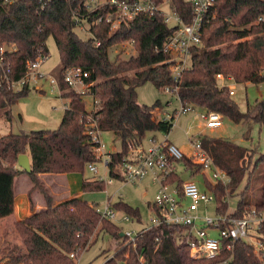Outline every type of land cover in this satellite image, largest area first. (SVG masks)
<instances>
[{
  "label": "trees",
  "instance_id": "obj_1",
  "mask_svg": "<svg viewBox=\"0 0 264 264\" xmlns=\"http://www.w3.org/2000/svg\"><path fill=\"white\" fill-rule=\"evenodd\" d=\"M88 0H51L45 4L38 0H16L0 5V49L5 48V64L12 68L10 78L21 79L27 71V62L40 55H49L47 40L53 37L60 56L61 67L57 78L61 97L69 100L68 108L55 130L8 133L0 136V219L15 213L16 179L27 174L32 187L27 194L33 203L39 193L46 208L36 212L16 226L23 229L27 252L14 245L5 253L6 263L0 264H77L71 253L81 256L95 243L100 234H108L116 242L114 255L104 264H216L217 259L191 255L187 228L161 223L139 231L135 242L112 220L104 218L95 204L81 197H73L58 204L47 184L44 173H81L83 191L105 189L104 180L86 177L89 163L96 161V147L88 130V117L97 122L101 132H112L121 141V149L111 152L109 175L123 180L118 170L124 160L130 159V145L142 146L148 132L170 133L175 117L163 120L156 112L162 110L160 100L152 106L138 101V88L151 82L157 89L178 88L176 96L182 105L193 109L218 112L236 123L256 122L264 126V99L249 105L246 112L227 87H220L217 74L233 76L237 83L264 82V0H216L215 9L202 29V46L194 48L192 65L180 79L172 75L171 55L164 50L167 38L174 28L161 17L139 15L117 30L111 31L105 21V9L89 13L84 7ZM185 22L192 20V6L186 0H173ZM78 9L88 19L91 36L81 39L73 10ZM214 16L212 17V15ZM127 40H134L135 54L123 60H112L109 49ZM99 43V45H98ZM69 67H81L90 72L91 95L99 101L96 111H89L83 96L70 89L63 78ZM30 85L13 89L4 81L0 71V116L12 120V107L28 95ZM215 164L231 177L224 185L205 180L204 189L216 195L223 210L229 207L228 198L240 194L234 216L243 215L250 206L264 208V153L252 162L248 147L231 140L208 135L199 138ZM27 153L32 171L28 173L18 165L20 154ZM185 172L195 176L202 173L200 164L183 158ZM250 167V171H248ZM262 168V193L253 205L247 195L253 174ZM249 173V174H248ZM170 181L182 185L181 173L171 174ZM246 181L241 192L228 194ZM131 218L141 220L139 209L123 201L114 204ZM149 207L159 214L155 203ZM264 231V230H263ZM232 264H260L253 246L244 240L236 243Z\"/></svg>",
  "mask_w": 264,
  "mask_h": 264
},
{
  "label": "built area",
  "instance_id": "obj_2",
  "mask_svg": "<svg viewBox=\"0 0 264 264\" xmlns=\"http://www.w3.org/2000/svg\"><path fill=\"white\" fill-rule=\"evenodd\" d=\"M16 0H0V5L13 3ZM45 4L51 0H38ZM192 6V20L185 22L178 13L173 0H88L84 7L89 13L105 9V15L98 21H105L111 31L117 30L122 24L128 23L139 15L158 16L164 22L174 28L172 34L167 38L164 50L171 55V72L175 80L182 77L183 72L192 65L194 48L202 46V29L204 24L210 19L212 11L215 9L216 0H186ZM214 14L212 15V17ZM73 18L77 27L90 30L88 19L82 16L78 9L73 10ZM264 16H260L257 22H263ZM132 48L134 40H127ZM99 45V43H98ZM5 48L0 49V71L4 81L9 87L20 90L24 85L36 84L39 81L49 80L52 91H58L62 95L59 80L56 76H49L41 71V67L48 55H40L34 60L27 62V71L19 80H12L10 73L12 68L5 64ZM64 80L70 89L81 96H91V87L94 82L89 81L90 72L81 67H69L63 75ZM220 87H227L230 93L234 94L232 89L235 78L225 76L222 73L216 76ZM166 91L176 95L178 88L171 91L169 87ZM62 98V97H61ZM94 99V97H92ZM64 104L68 108L69 100ZM96 104L99 101L95 99ZM193 110L192 106L182 105L174 117ZM201 118L205 121L207 129H215L223 126V115L214 111H200ZM163 120H169L172 115L161 116ZM88 130L93 140L98 143L96 147V160L104 159L107 167L111 161V152L105 151V144L100 139L101 131L98 129L97 122L88 117ZM163 140L159 141L154 136L150 140V147L130 145V159L123 161L118 165V170L123 175V182L138 183L146 178L148 174L152 180L159 184V190L156 195L155 204L159 208V214L153 213L149 227L161 223L184 226L187 228L188 241L191 247V255L198 258L219 259L216 264H232L234 260V248L238 241L244 240L253 246L254 253L258 257L260 264H264V208L257 206L247 207L243 215L234 216L235 212L230 208V198H228L229 207L223 210L216 200V195L209 189H204L194 180H186L182 185L176 181H170L172 173H180L178 167L181 160L185 157L192 160L202 167V173L208 177L204 171H208L213 183H222L228 185L231 183L230 175L217 164L213 158L204 149L199 139L192 141V151L185 153L179 147L172 144L169 140L170 133H164ZM90 171L97 172L98 168L95 161L87 166ZM109 170V167H108ZM110 176V175H109ZM108 183H112L115 178L110 177ZM177 183V186H175ZM228 192V191H227ZM214 204L213 208H210ZM212 210V212H209ZM97 211L102 217L114 221L117 217L110 200L104 209ZM128 215L125 220H130ZM215 232V233H212ZM139 232H127L125 235L133 242ZM71 257L76 255L71 253ZM143 264H149L140 256ZM118 264H124L119 262Z\"/></svg>",
  "mask_w": 264,
  "mask_h": 264
},
{
  "label": "rangeland",
  "instance_id": "obj_3",
  "mask_svg": "<svg viewBox=\"0 0 264 264\" xmlns=\"http://www.w3.org/2000/svg\"><path fill=\"white\" fill-rule=\"evenodd\" d=\"M76 33L81 39H88L91 36L88 27L86 29L77 27ZM46 43L49 49V55L43 63L41 71L44 74H47L48 77H57V73L61 67V56L56 41L52 36L48 38ZM135 53V49L128 43L124 42L109 49V56L112 60H114L116 56L126 60ZM233 86L232 89L235 91L233 98L239 104L240 109L244 112H246L249 105L255 103L256 100L264 99V82L259 84L252 82H235ZM84 99L89 111H96L99 108V105L96 104L95 99L91 96H85ZM158 100L163 104L162 110L158 109L156 112L158 117L165 116L166 114L173 116L181 109V102L175 94L168 92L165 89L159 90L151 82H147L138 88L139 103L152 106ZM67 102V99L59 96L58 91H52L49 80L43 79L36 84H32L28 95L22 97L13 105L12 120L9 121L5 117L0 116V136L8 133L57 129L65 111L64 104ZM200 111L202 110L195 108L175 117L174 126L169 134V140L185 153L188 154L192 151L193 140H197L205 135L228 139L237 144L248 147L253 154V163L260 154L264 153V126H261L256 122L236 123L231 119L224 117L222 127L207 129L205 127V121L199 114ZM154 136L157 140L161 141L165 134L160 131L148 132L142 146L145 148L150 147V140ZM100 139L102 143L105 144L106 152L119 151L121 148L120 139L116 138L112 132H102ZM95 163L98 171L96 173L92 172L87 167L85 175L89 178L97 177L100 180H104L105 189L99 191H86L84 199L95 204L97 209L100 210L104 209L107 202L110 200L111 205L117 214L114 222L121 228V232L127 233L132 231L137 233L149 226L154 215L149 204L155 202L159 190V184L152 180L150 174L138 183H123L119 180H114L112 183H108V180L111 178L104 159L101 161L96 160ZM178 169L184 181L194 180L200 188L204 187L205 180L208 179V177L210 178L208 171H204L208 177L201 173L192 176L185 172L183 163L179 165ZM249 171L250 167L247 172ZM79 175L83 176L81 173H79ZM80 176L75 175V177H71L72 183L70 188L73 189V191H76V188L81 183L79 180ZM64 177L66 176L61 175V179ZM262 178V168H259L253 174L251 184L247 191V195L250 197L253 205L259 201L261 196ZM61 183L63 185L62 188H60L58 183L54 188L57 191L65 193V191H61V189H65V185L63 182ZM245 184L246 181L241 184L238 189H229L227 193H239L244 190ZM30 185L32 186L29 176L27 174H21L18 180V191L23 188L25 189ZM175 186H177V183H175ZM239 199L240 194L231 196L230 208L232 210L236 209ZM119 201H123L133 208L139 209L141 220L139 221L135 218L125 220V217L128 215L124 211L116 209L114 206V204ZM213 207L214 204H211L210 208ZM209 212H212V210H209ZM22 234H24L23 229L20 227L18 228L16 224L15 226L0 224V260L2 263L8 261V259L4 258L5 253L14 245L20 246L22 252H27V245ZM115 248L116 242L111 239L108 234L102 233L88 250H86L81 256H76L75 259L77 264H104L106 259L114 255Z\"/></svg>",
  "mask_w": 264,
  "mask_h": 264
},
{
  "label": "crops",
  "instance_id": "obj_4",
  "mask_svg": "<svg viewBox=\"0 0 264 264\" xmlns=\"http://www.w3.org/2000/svg\"><path fill=\"white\" fill-rule=\"evenodd\" d=\"M61 120H62V118H61ZM30 161H31V159H30ZM61 175H65L66 177L61 179ZM75 175L80 176L79 173H60V174H55V175L53 173H44V174H41L40 176L45 181V183L47 184L51 194L55 198L56 204H58L62 201H65V200L73 198V197L84 198L85 191H83V189H82L83 176H80L79 180L81 183L76 188V191H73V189L70 188V185L72 183L71 177H75ZM18 180H19V177H18V179H16V200H15L16 208H15V213L8 216V217L0 219V224H9L11 226H15V224L17 222H20L24 218L46 208V204H45L43 197L37 192L34 193V195H33V198H34L33 203L30 202L27 192L32 187L31 185L25 189L23 188L20 191H18ZM61 182H63V184L65 185V189H61V191H65V193L57 191L54 188L57 183L60 185V188H62L63 185ZM123 183H125V182H123ZM76 185H77V182H76Z\"/></svg>",
  "mask_w": 264,
  "mask_h": 264
},
{
  "label": "water",
  "instance_id": "obj_5",
  "mask_svg": "<svg viewBox=\"0 0 264 264\" xmlns=\"http://www.w3.org/2000/svg\"><path fill=\"white\" fill-rule=\"evenodd\" d=\"M18 165L21 168H23L25 171H27L28 173H30L32 171L30 157H29V155L27 153H23V154L19 155V157H18ZM120 235L124 236L125 233L121 232Z\"/></svg>",
  "mask_w": 264,
  "mask_h": 264
}]
</instances>
